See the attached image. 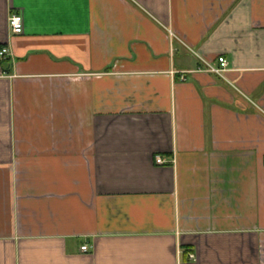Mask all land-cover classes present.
<instances>
[{"label":"crops","instance_id":"obj_1","mask_svg":"<svg viewBox=\"0 0 264 264\" xmlns=\"http://www.w3.org/2000/svg\"><path fill=\"white\" fill-rule=\"evenodd\" d=\"M4 46L0 264H264V0H0Z\"/></svg>","mask_w":264,"mask_h":264},{"label":"built area","instance_id":"obj_2","mask_svg":"<svg viewBox=\"0 0 264 264\" xmlns=\"http://www.w3.org/2000/svg\"><path fill=\"white\" fill-rule=\"evenodd\" d=\"M9 25L13 33L22 32L24 28L23 15L19 12L11 13V15L9 16ZM8 51H9V48L7 46H4L1 48L0 54L5 55ZM207 66H208L209 71L215 72L220 75H224L225 72L229 69V60L227 59L226 56L219 55L217 58V64H213L207 61ZM157 161L159 163H164L165 158L160 155H157ZM88 247L89 245L87 243L82 245V249L86 250L88 249Z\"/></svg>","mask_w":264,"mask_h":264}]
</instances>
